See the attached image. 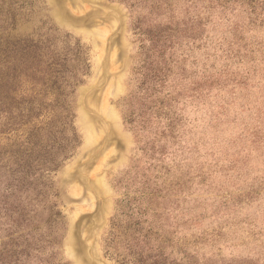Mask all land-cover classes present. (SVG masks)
Wrapping results in <instances>:
<instances>
[{
	"label": "rangeland",
	"instance_id": "1",
	"mask_svg": "<svg viewBox=\"0 0 264 264\" xmlns=\"http://www.w3.org/2000/svg\"><path fill=\"white\" fill-rule=\"evenodd\" d=\"M164 1L0 0L66 65L78 138L29 264H264V0Z\"/></svg>",
	"mask_w": 264,
	"mask_h": 264
},
{
	"label": "trees",
	"instance_id": "2",
	"mask_svg": "<svg viewBox=\"0 0 264 264\" xmlns=\"http://www.w3.org/2000/svg\"><path fill=\"white\" fill-rule=\"evenodd\" d=\"M4 22L0 25L5 34L0 36V228L8 227L7 241L0 244V264H29L46 242L43 235L33 237L36 215L31 216L34 210L29 209L43 206L42 180L72 154L78 138L65 94L72 85L68 81L63 86L66 65L51 61L42 50L32 53V46L15 40L11 24ZM48 96L54 98L53 104ZM51 115L61 116V125L48 126ZM31 191L37 192L34 200Z\"/></svg>",
	"mask_w": 264,
	"mask_h": 264
}]
</instances>
